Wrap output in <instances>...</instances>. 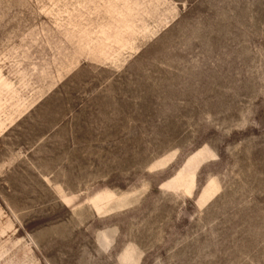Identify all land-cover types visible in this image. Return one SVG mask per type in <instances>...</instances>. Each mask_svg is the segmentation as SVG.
I'll list each match as a JSON object with an SVG mask.
<instances>
[{
  "label": "rangeland",
  "instance_id": "374dc122",
  "mask_svg": "<svg viewBox=\"0 0 264 264\" xmlns=\"http://www.w3.org/2000/svg\"><path fill=\"white\" fill-rule=\"evenodd\" d=\"M0 264H264V0H0Z\"/></svg>",
  "mask_w": 264,
  "mask_h": 264
},
{
  "label": "bare ground",
  "instance_id": "6f19581e",
  "mask_svg": "<svg viewBox=\"0 0 264 264\" xmlns=\"http://www.w3.org/2000/svg\"><path fill=\"white\" fill-rule=\"evenodd\" d=\"M2 109V108H1Z\"/></svg>",
  "mask_w": 264,
  "mask_h": 264
}]
</instances>
